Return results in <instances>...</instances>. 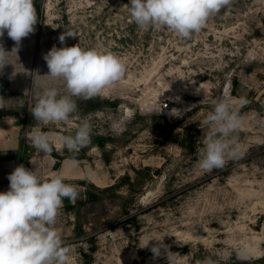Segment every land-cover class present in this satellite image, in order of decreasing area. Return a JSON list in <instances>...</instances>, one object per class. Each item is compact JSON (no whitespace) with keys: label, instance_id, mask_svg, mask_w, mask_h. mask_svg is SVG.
<instances>
[{"label":"rangeland","instance_id":"obj_1","mask_svg":"<svg viewBox=\"0 0 264 264\" xmlns=\"http://www.w3.org/2000/svg\"><path fill=\"white\" fill-rule=\"evenodd\" d=\"M33 3L35 31L0 74V188L21 164L78 187L55 225L71 249L69 264H168L166 255L153 256L157 241L176 254L175 264H264V0H232L187 40L138 28L130 0ZM65 31L76 37L62 45ZM0 44L15 46L7 31ZM77 44L118 56L126 73L94 98H74L70 122L37 124L29 109L38 94L65 91L47 76L43 55ZM241 97L249 101L234 134L242 158L201 170L198 149L209 130L201 122L213 101ZM85 119L91 138L78 152L54 140L45 156L28 140L34 130L74 135ZM241 251L248 260L238 259Z\"/></svg>","mask_w":264,"mask_h":264},{"label":"clouds","instance_id":"obj_2","mask_svg":"<svg viewBox=\"0 0 264 264\" xmlns=\"http://www.w3.org/2000/svg\"><path fill=\"white\" fill-rule=\"evenodd\" d=\"M232 0H130L125 7L131 21L142 30H169L180 39H191L201 32L211 16L229 6ZM38 17L33 0H0V37L5 31L15 42L10 52L0 44V74L9 65L8 54L18 53L24 38L34 33ZM66 37H76L71 31L59 36L62 45ZM49 72L47 76L63 82L64 94L56 87L44 88L30 108L37 124L70 122L77 112L76 99L88 100L121 80L126 73L122 60L110 53L96 49H83L79 44L57 48L55 45L43 55ZM249 101L241 97L236 104L226 98L213 101V108L200 127L209 130L198 149V166L205 172L223 169L231 160H239L243 151L237 146L234 134L242 126L239 109ZM0 102V108H2ZM91 126L83 120L74 135L53 137L48 132L34 130L28 136L32 147L45 156L53 152L54 140L69 152H78L87 146ZM72 167L79 161L70 159ZM9 189L0 192V264H69L70 247L55 227L65 198L75 202L80 197L76 185L67 184L61 175L44 179L24 165L9 174ZM147 246V245H146ZM163 250V251H162ZM154 258L166 255L168 264H175V253L163 241L151 249ZM238 259L249 257L237 252ZM207 264H212L209 260Z\"/></svg>","mask_w":264,"mask_h":264},{"label":"crops","instance_id":"obj_3","mask_svg":"<svg viewBox=\"0 0 264 264\" xmlns=\"http://www.w3.org/2000/svg\"><path fill=\"white\" fill-rule=\"evenodd\" d=\"M9 188H4V189H1L0 188V192H5V191H7Z\"/></svg>","mask_w":264,"mask_h":264}]
</instances>
